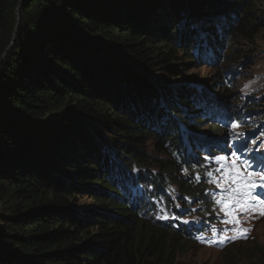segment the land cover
Instances as JSON below:
<instances>
[{"label": "trees", "instance_id": "1", "mask_svg": "<svg viewBox=\"0 0 264 264\" xmlns=\"http://www.w3.org/2000/svg\"><path fill=\"white\" fill-rule=\"evenodd\" d=\"M183 1L0 0V264H177V246L194 243L158 224L155 204L126 182H149L156 196L180 181L199 197L180 166L198 161L190 148L207 153L189 148L186 129L227 128L219 92L258 72L250 49L264 11L257 0ZM196 48L200 61L228 62L219 94L180 68ZM177 77L186 81L165 88ZM150 141L167 159L147 153ZM84 193L96 205L81 210Z\"/></svg>", "mask_w": 264, "mask_h": 264}, {"label": "rangeland", "instance_id": "2", "mask_svg": "<svg viewBox=\"0 0 264 264\" xmlns=\"http://www.w3.org/2000/svg\"><path fill=\"white\" fill-rule=\"evenodd\" d=\"M253 1V0H250ZM257 5L256 7L258 8L259 12L262 13L264 11V0H257ZM184 3H187L188 1H183ZM237 7V6H236ZM243 12V8L241 10ZM187 10H184L182 14L185 16ZM198 15V14H197ZM217 15L215 16V18ZM201 22H203L204 17H198ZM200 22V24H202ZM181 23V22H180ZM196 28L200 29V25L198 22H196ZM197 29V30H198ZM234 36L231 37L230 43L231 44L233 41V46L228 48V52L232 50L233 48H236L238 43V40L240 39V36L236 33V31L233 34ZM241 41V40H240ZM236 44V45H235ZM241 44H244V41H241ZM241 47V46H240ZM253 51L252 57L255 59L256 66L253 67V69H257L258 72H256L251 78L244 80L242 82L237 81L239 84L236 88H231L229 91V96L223 95L222 91H217L218 86L220 81L223 79L224 74H225V67L228 62L225 60H222L220 62L216 63H209L206 61H200L196 58H199L200 56L197 54L198 50L196 48L195 51H190V54L187 52L181 53L182 56H180V62L182 66L180 68L184 72V75L186 77L191 76V77H196L200 81L196 82L199 84H196L195 86H205L206 88L209 89V86L207 84V79L209 80V83L213 86V91L216 92L217 94H221L224 99H228L226 101H229V99L233 100L235 99L236 104L239 100H243L244 97L249 99V98H254L253 96H256L257 98H260L263 103L261 107H264V28L263 30L260 31L259 33V40L256 45L250 49ZM210 54V53H208ZM190 55H193L194 57H190ZM197 60V61H196ZM151 78L155 79H163V76L165 74L162 73V71H156L152 70L149 72ZM180 78V77H177ZM185 77H181L178 82H172L173 84H170L169 86L165 88H174V84L177 83H183L186 81L184 79ZM172 80V79H168ZM167 80V81H168ZM206 80V82H203ZM169 82V81H168ZM173 86V87H172ZM160 87L159 85L155 86L156 92L163 93V89H158ZM161 88H163L161 86ZM164 88V89H165ZM154 90V91H155ZM201 90V87H200ZM219 92V93H218ZM164 94V93H163ZM155 104L157 105L159 101H156V96L153 98ZM161 99V98H159ZM240 104V103H239ZM241 106V104H240ZM244 116L251 114L252 110L259 111V109H249L248 107H244ZM261 116L259 118L263 119L260 120L258 119L257 122L261 124V128L264 129V110L260 112ZM235 116L240 118L238 116L237 111L235 112ZM47 117H49L47 115ZM244 119V118H243ZM246 119V118H245ZM253 121L252 127L256 129L254 126L255 117H251L249 123ZM209 125L210 121H204L202 126H201V131L199 132H206L209 131ZM247 126V124L245 125ZM243 128V126H240L237 130L240 131ZM213 131H210L209 134L214 133L217 129L212 128ZM94 134L92 131L91 126H89L88 129V134ZM243 132H238L235 133L232 136V139H237L239 136H241ZM264 134V130L262 132ZM194 134H189V137L186 138L188 142L192 139L194 140L196 144V149H199V146L204 145L201 142L195 140L193 138ZM95 137V136H94ZM155 141H150L147 144V153L151 157H156L155 159H167V155L164 152H159L155 148ZM192 144H188L189 148L191 147ZM190 151L193 152V155L197 154L194 150V148H190ZM220 155V154H218ZM198 165L202 167V164L198 162ZM138 167V166H136ZM135 167V168H136ZM152 167V166H150ZM154 171L159 170V168L153 166L152 167ZM181 168V175L182 176H187L188 174H191L192 172V165L189 164L187 166H182ZM195 179L191 180V184L196 185L198 183H202L200 180H198L196 177L198 175H193ZM180 182V181H179ZM179 182H172L170 183L169 186H166L162 188L163 191H165L167 194L171 196L173 199L177 193H181L180 198L187 197L185 192L180 190V184ZM149 190L152 188L150 184L146 185ZM232 184L226 185L228 189H231ZM236 186V185H235ZM138 188L144 187V185H138ZM203 187V186H202ZM224 187V185H223ZM203 195H206L209 192L208 188L203 187ZM202 194V193H201ZM202 195V196H203ZM93 195L89 193H84L82 197L79 199V207L80 209L83 210V207H93V205H96L93 201ZM148 197L152 199L157 207V219L161 222H164L166 220H169L170 218L173 217L171 214L172 207L168 206L165 202V200L160 197V196H150L148 194ZM133 198V197H131ZM178 200V201H179ZM246 203L250 204L249 211L247 212H239L238 213V218L240 220V223L237 224H225L222 223V221L225 219V214L223 212L216 214L214 209H213V204L210 199L209 204L206 207V212L201 208V204L199 202L194 201L192 199L189 201V205L186 208V211L191 215V217H185L186 213L182 214V217L185 218L186 220H192L195 218L196 222H199L201 225V231L194 236L196 239V243L188 244L185 245L184 247H181V245L177 246V251L178 257H177V264H225L229 259L234 258L237 262L240 264H258L260 259H264V215H261L260 209L264 207V205L258 203V201H248ZM145 202H141V206H143ZM178 204H180L178 202ZM181 205V204H180ZM182 206V205H181ZM97 209H101L100 206L98 205ZM215 217L219 218L218 220H210V218ZM133 219V218H132ZM213 228L217 229V232L214 234L213 233ZM229 228L232 229L230 231L225 232L224 229ZM237 229H248L249 231L247 232L246 237H243L240 235V232L237 231ZM228 236V237H237L235 239H228L224 240L222 237ZM183 249V250H182Z\"/></svg>", "mask_w": 264, "mask_h": 264}, {"label": "snow or ice", "instance_id": "3", "mask_svg": "<svg viewBox=\"0 0 264 264\" xmlns=\"http://www.w3.org/2000/svg\"><path fill=\"white\" fill-rule=\"evenodd\" d=\"M255 143V142H253ZM245 150H249L247 145L245 146ZM258 151L259 149H253ZM235 153H232V156L235 157ZM214 159L217 162H224L226 161V157L224 155L216 156ZM217 172H221L222 174L214 178L212 183L217 184L218 187H221V182L224 184V192L227 193V196H221L219 199L216 200V204L222 205L221 211L225 214V219L222 223L225 224H239L240 220L238 218L239 212H247L249 211L250 204L246 203L255 199L252 197L250 189L256 187L255 182L253 181V177L256 175L255 172L248 171L245 174L244 171L241 170L240 166L238 165L235 159H232L229 164L220 163V167L216 169ZM207 175L212 176V173L209 172ZM199 179V176L196 177ZM261 182H264V176H261ZM232 184L236 185L235 188L228 189L226 185ZM258 203L264 205V201H258ZM261 215H264V207L260 209ZM232 229L225 228L224 231H230ZM240 232V235L246 237L248 229H237ZM217 229L213 228V233L215 234ZM237 237H228L224 236L222 239H235Z\"/></svg>", "mask_w": 264, "mask_h": 264}, {"label": "bare ground", "instance_id": "4", "mask_svg": "<svg viewBox=\"0 0 264 264\" xmlns=\"http://www.w3.org/2000/svg\"><path fill=\"white\" fill-rule=\"evenodd\" d=\"M200 87H201L202 91H205V92L207 91V88L205 86H200V85L197 86L196 89H198L200 91ZM251 109H259V108H251ZM251 112H252L251 114L246 115V118L250 119L251 117H255V119L263 120V119L259 118L261 116V114H260L261 110H259V111L252 110ZM238 119H240V118H238ZM238 119L234 115V120H238ZM222 136H223V130H222V132L219 131L218 133H212L210 135H205V137H204V133H200L199 135L195 136V139L202 140L203 143H208L211 146V148L213 149L214 153L216 155H218V154L222 153V149H221L222 148V143H223ZM189 163L192 165V170L194 172H196V173L202 172L203 168L198 165V161H196L195 159L190 158V162ZM180 167H182V165Z\"/></svg>", "mask_w": 264, "mask_h": 264}, {"label": "water", "instance_id": "5", "mask_svg": "<svg viewBox=\"0 0 264 264\" xmlns=\"http://www.w3.org/2000/svg\"><path fill=\"white\" fill-rule=\"evenodd\" d=\"M21 3H22V1L20 2V5H21ZM17 17H19V16L17 15ZM5 55H6V53L4 54V57H5Z\"/></svg>", "mask_w": 264, "mask_h": 264}]
</instances>
